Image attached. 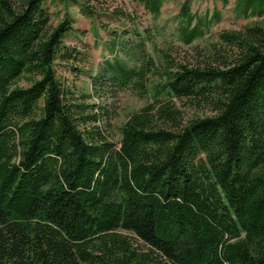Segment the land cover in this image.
<instances>
[{"label": "trees", "instance_id": "1", "mask_svg": "<svg viewBox=\"0 0 264 264\" xmlns=\"http://www.w3.org/2000/svg\"><path fill=\"white\" fill-rule=\"evenodd\" d=\"M43 3L0 0V264H264V0L208 48L164 51L151 87V61L92 75L153 96L117 142L58 76L80 52ZM140 3L156 16L163 0ZM178 18L184 44L204 35L189 1ZM146 33L132 29L128 53Z\"/></svg>", "mask_w": 264, "mask_h": 264}, {"label": "rangeland", "instance_id": "2", "mask_svg": "<svg viewBox=\"0 0 264 264\" xmlns=\"http://www.w3.org/2000/svg\"><path fill=\"white\" fill-rule=\"evenodd\" d=\"M186 1H189L190 10L195 15L193 24L204 22V35L191 45L184 44L178 33L182 25L178 14ZM43 4L50 12L53 25L66 17L71 20L73 30L66 32L63 40L65 45L80 52L78 59L56 61L58 76L73 86L77 96L89 94L85 102L104 108L101 110L102 129L115 142L121 138L123 123L132 113L151 102L153 96L141 97L134 93L132 85L135 78L131 79L128 88H121L107 74L95 87L91 76L98 75L107 61L118 60L127 69L135 70H140L144 61H151L146 72L148 86L151 87L152 82L160 78L153 70L159 65L164 51L177 58L196 46L208 48L218 41L220 31L240 29L258 19L241 14L246 0H163L161 11L156 16L148 12L140 0H44ZM84 6L94 13L85 14ZM136 28L148 32L143 55L127 52L126 43L134 37L132 29ZM30 83L27 76L18 81L19 86H29Z\"/></svg>", "mask_w": 264, "mask_h": 264}]
</instances>
